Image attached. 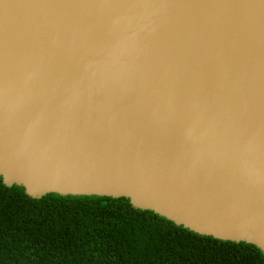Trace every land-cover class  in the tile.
<instances>
[{
	"label": "water",
	"instance_id": "1",
	"mask_svg": "<svg viewBox=\"0 0 264 264\" xmlns=\"http://www.w3.org/2000/svg\"><path fill=\"white\" fill-rule=\"evenodd\" d=\"M0 176L264 254V0H0Z\"/></svg>",
	"mask_w": 264,
	"mask_h": 264
},
{
	"label": "trees",
	"instance_id": "2",
	"mask_svg": "<svg viewBox=\"0 0 264 264\" xmlns=\"http://www.w3.org/2000/svg\"><path fill=\"white\" fill-rule=\"evenodd\" d=\"M0 264H264L251 243L202 235L124 197L33 198L0 176Z\"/></svg>",
	"mask_w": 264,
	"mask_h": 264
}]
</instances>
